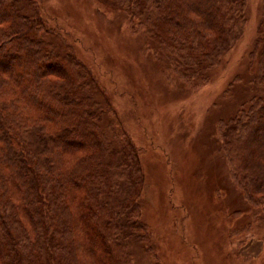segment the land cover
Masks as SVG:
<instances>
[{"label":"rangeland","instance_id":"374dc122","mask_svg":"<svg viewBox=\"0 0 264 264\" xmlns=\"http://www.w3.org/2000/svg\"><path fill=\"white\" fill-rule=\"evenodd\" d=\"M32 1L52 31L46 41L72 54L93 77L84 92L104 110L100 124L111 147L129 139L139 153L144 181L134 191L122 166L110 169L117 200L134 199L144 224L138 231L116 229L130 264H210L206 254L227 255L225 264L253 260L264 243L251 238L239 245L238 225L247 214L248 236L260 231L264 200L256 211L246 210L249 200L224 144L233 118L264 94V85L254 82L264 1H237L231 13L238 22L227 24L232 39L217 55L206 47L200 69L179 47L177 25L160 19L154 0L136 8L112 7V0ZM255 197L264 199V192ZM43 255L44 264H56ZM86 256L80 264H92Z\"/></svg>","mask_w":264,"mask_h":264},{"label":"trees","instance_id":"16d2710c","mask_svg":"<svg viewBox=\"0 0 264 264\" xmlns=\"http://www.w3.org/2000/svg\"><path fill=\"white\" fill-rule=\"evenodd\" d=\"M237 1L154 0L163 23L177 25V43L196 69L229 44ZM146 2L110 3L136 8ZM258 30L261 70L254 82L264 85V3ZM51 32L32 0H0V262L44 264L48 252L56 264H80L85 254L92 264H130L116 229L138 231L144 224L134 199L117 200L110 169L122 166L134 191L144 181L139 153L129 139L111 147L100 124L104 110L84 92L93 77L46 41ZM249 103L233 118L224 148L249 200L246 210L254 212L264 200L255 197L264 192V94ZM241 215L238 244L264 243V227L249 237L248 216ZM208 257L210 264H225L227 255ZM248 264H264V247Z\"/></svg>","mask_w":264,"mask_h":264},{"label":"crops","instance_id":"0c3cea01","mask_svg":"<svg viewBox=\"0 0 264 264\" xmlns=\"http://www.w3.org/2000/svg\"><path fill=\"white\" fill-rule=\"evenodd\" d=\"M259 253H260V252H259ZM259 253H257L256 255H254L253 258H254L255 256H257Z\"/></svg>","mask_w":264,"mask_h":264}]
</instances>
